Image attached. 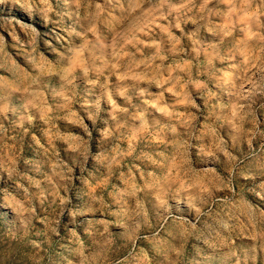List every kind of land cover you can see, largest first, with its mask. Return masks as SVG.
<instances>
[{
	"label": "rangeland",
	"instance_id": "obj_1",
	"mask_svg": "<svg viewBox=\"0 0 264 264\" xmlns=\"http://www.w3.org/2000/svg\"><path fill=\"white\" fill-rule=\"evenodd\" d=\"M0 264H264V0H0Z\"/></svg>",
	"mask_w": 264,
	"mask_h": 264
}]
</instances>
